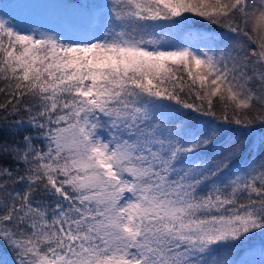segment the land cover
<instances>
[{
  "label": "snow or ice",
  "instance_id": "obj_1",
  "mask_svg": "<svg viewBox=\"0 0 264 264\" xmlns=\"http://www.w3.org/2000/svg\"><path fill=\"white\" fill-rule=\"evenodd\" d=\"M0 79L16 264H264V0H0Z\"/></svg>",
  "mask_w": 264,
  "mask_h": 264
},
{
  "label": "trees",
  "instance_id": "obj_2",
  "mask_svg": "<svg viewBox=\"0 0 264 264\" xmlns=\"http://www.w3.org/2000/svg\"><path fill=\"white\" fill-rule=\"evenodd\" d=\"M8 4H6L7 6ZM193 30L196 31H205L210 25L207 22L201 21L192 25ZM7 81L0 79V89H4V91H0V104L4 103L7 99ZM17 257L15 252L10 248L0 243V264H16Z\"/></svg>",
  "mask_w": 264,
  "mask_h": 264
},
{
  "label": "rangeland",
  "instance_id": "obj_3",
  "mask_svg": "<svg viewBox=\"0 0 264 264\" xmlns=\"http://www.w3.org/2000/svg\"><path fill=\"white\" fill-rule=\"evenodd\" d=\"M7 7H9V9H10V10H13V11H15V8H14V6H13V5H11V4H8V5H7Z\"/></svg>",
  "mask_w": 264,
  "mask_h": 264
}]
</instances>
